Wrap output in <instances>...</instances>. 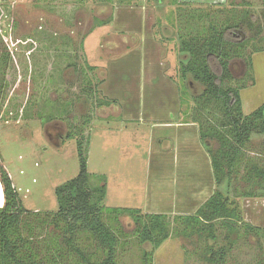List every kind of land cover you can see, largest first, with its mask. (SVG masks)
Returning <instances> with one entry per match:
<instances>
[{
	"label": "rangeland",
	"instance_id": "obj_1",
	"mask_svg": "<svg viewBox=\"0 0 264 264\" xmlns=\"http://www.w3.org/2000/svg\"><path fill=\"white\" fill-rule=\"evenodd\" d=\"M173 1L177 0H167L159 10L157 34L166 38L163 41L166 47L159 50L154 67L155 73H162L178 86L177 115L170 123V118L162 116L165 115L162 108L154 104V95L148 87L147 51L139 49L136 56L121 55L122 46L127 43L107 29H98V25L102 26L100 22L111 15L109 5L95 0H5L11 5V16L8 17L9 27L0 36V54H10L11 61L10 66L0 72L3 163L28 209L42 213L57 211L56 188L79 172L76 139H65L76 124L84 128L85 136H90L91 186L104 183L97 176L102 174L106 178V206L170 215L171 236L156 250L152 264H206L203 257L209 245L216 250L228 247L222 264H264V197L256 201L241 198L244 190L252 188L241 180V175L245 174L243 164L234 184L239 195L236 198L247 208L245 221L260 225L263 230L251 232L245 223H238V233L230 235L232 243L226 239L227 232L220 225L221 221L216 225L218 240L215 242L207 240L205 235L172 234L174 228L181 232L184 225L180 219L173 220L174 216L185 215L183 208H178L182 199L178 194L183 190L184 196L190 193L188 185H191V192L200 190L202 181L210 176L208 147L217 149L219 146L210 138L206 146L200 139L199 146L184 135L190 136L193 132L195 137L200 136V128L220 130L224 122L220 111L196 108V98L204 87L190 76V81L184 79L181 74L180 66L186 56L179 50L178 7L202 16L192 20L197 28L212 19L227 24L238 22L251 37L256 36L259 22H264V0H231L227 5L198 4L186 8L185 5H172ZM251 16H254V27L250 25ZM164 27L170 28L168 33L163 31ZM113 42L119 44L118 55L108 46ZM102 44L106 46L103 48ZM252 44L264 47V41L259 42L254 37L244 49V56L253 49ZM241 57L237 55L233 59L234 80L229 85L239 87L241 82L243 113L249 115L264 104V50L252 53L250 71L244 78L246 60ZM111 66L114 82L118 81L121 88L126 85L113 94L109 90L111 79L105 74ZM106 100L115 102L106 104ZM149 105L155 113H150ZM127 112L132 116L126 115ZM84 116L90 117L89 123L83 122ZM185 143L190 145L189 152L183 148ZM246 152L248 158L260 161L264 156V134H255ZM246 200L258 203L261 213L256 214L257 217L251 207L243 206ZM4 203L0 181V207ZM104 219L122 231L123 245L120 244L117 256L119 264H142L139 240L133 235L135 221L122 216L117 224L107 212ZM42 230V235L54 233L52 226ZM76 239V246L84 249L92 261L104 258L89 235L80 233ZM62 246L68 252L65 264H81L76 251L69 253L70 247L64 241Z\"/></svg>",
	"mask_w": 264,
	"mask_h": 264
},
{
	"label": "trees",
	"instance_id": "obj_2",
	"mask_svg": "<svg viewBox=\"0 0 264 264\" xmlns=\"http://www.w3.org/2000/svg\"><path fill=\"white\" fill-rule=\"evenodd\" d=\"M175 4L183 6L177 1ZM184 5L185 8L189 6ZM178 11L179 49L186 56L181 64V74L184 79L190 76L204 87L196 98V108L220 111L224 122L220 130L217 127L199 130L200 139L205 146L208 138L219 143L217 149L208 147L216 189L193 213L174 216L173 220L178 222L180 219L184 225L181 232L174 228L172 234H182L184 237L205 235L207 240L215 242L218 240L216 225L221 221L220 225L227 232L226 239L232 243L230 235L238 233V223H245L247 230L251 232L263 230L245 221L244 208L236 198L239 195L234 184L241 174L243 164L245 174L241 175V180L252 188L244 190L241 198L264 197V156L260 161L246 156L253 136L264 134V104L245 115L239 88L229 85L233 77L228 60L238 51L235 45L245 43L239 41L237 22L227 24L225 21L212 19L208 24L197 28L192 20L200 19L201 15L187 13L181 7H178ZM10 16L11 5L0 0V23L3 22L0 25V36L9 27ZM10 61V54H0L1 73L10 66ZM94 79L98 80L96 76ZM112 102L106 100L104 103ZM83 120L87 124L90 117L84 116ZM84 131L83 127L75 124L65 136L66 140L76 139L79 172L56 188L58 209L55 212L42 213L24 205L0 153V181L5 196V203L0 207V264H65L68 252L62 246L63 241L70 247L69 253L71 250L77 252L82 260L81 264H119L117 256L120 244L123 245L120 237L122 231L105 221V212L117 224L122 216H129L135 221L136 230L133 235L139 240L142 264H152L156 250L171 236V217L164 212H143L138 208L105 205V176H97L103 184H90V136H85ZM221 186L224 189H219ZM46 226H52L54 233L42 235V229ZM80 233H86L95 240L98 250L103 252L102 260L92 261L84 249L76 246V238ZM149 245L150 249H147ZM227 248L216 250L213 245H209L203 257L205 263L222 264L228 253Z\"/></svg>",
	"mask_w": 264,
	"mask_h": 264
},
{
	"label": "crops",
	"instance_id": "obj_3",
	"mask_svg": "<svg viewBox=\"0 0 264 264\" xmlns=\"http://www.w3.org/2000/svg\"><path fill=\"white\" fill-rule=\"evenodd\" d=\"M95 1H101V4H104L105 6L109 5L111 9V15L108 20L101 21L100 25H98V29H107L110 31V33L113 36H117L118 39L125 42L126 45L122 46V49L120 52L121 55L123 54H135L137 50L144 49V52H146V55L149 56L148 61V68L149 73L147 74V78L149 80V89L152 91L151 94L154 95V104H156L158 107H161L164 114L162 116H167V118H170V123L174 122V118H176V110H178V86L173 85L170 80L163 77L162 73H155L154 67L157 64L156 57L159 55L161 49L165 48L166 44L163 42L166 40L164 36L161 35L158 36L157 28L159 27V10L164 6L165 2L167 0H95ZM172 1V0H171ZM180 4H186V5H198V4H207V5H218L223 4L225 0H177ZM172 5H178L175 4V1L171 3ZM169 27H164L163 31L167 32L169 31ZM168 33V32H167ZM130 40L133 42L131 43ZM129 42V43H128ZM115 43V44H114ZM131 43V44H130ZM106 45L102 44L101 47H105ZM108 46H110V49L114 50L112 53L117 52L116 55H118L120 52L116 51L119 50V44L117 42L109 43ZM160 50V51H159ZM115 55V56H116ZM111 57L112 59L115 57ZM136 56V55H134ZM110 58V59H111ZM109 59V60H110ZM113 66H115L114 62L112 63ZM113 66H111V70L109 72L105 71L106 76L108 79H111L109 90L111 94L113 92H120V89L125 87L124 84L121 88L118 81L114 82V79L112 78L113 73ZM116 71V68L114 72ZM112 72V73H111ZM165 78V79H163ZM172 79V77H169ZM106 80V79H105ZM106 83V82H105ZM115 100V98L113 99ZM132 105V102H130V106ZM149 105V111L152 113L155 109H152ZM175 112V113H174ZM126 114V113H125ZM176 114V115H175ZM126 115L132 116L131 112H127ZM136 117V114H134ZM161 116V119H164ZM166 118V119H167ZM167 122V121H165ZM193 133V132H192ZM190 133L189 135H184L185 139H189L190 142H197L199 145L200 136L197 134L196 137L194 134ZM184 139V141H185ZM200 146V145H199ZM185 152L188 148H190V145L188 143H185L183 146ZM202 149V148H201ZM185 156H189V154L185 153ZM208 174L210 176H207V179L205 181H202L200 190L196 191H190L191 185H188L190 193L186 192V195L184 196V190L182 194H178L179 197H182L180 200V203L178 205V208L182 207L184 211H182L184 214L193 213L197 207L202 204L216 189L215 184V178L214 173L212 169L211 162L209 163V170ZM257 198H253V200L256 201ZM251 201H244V204L248 207H251L252 212L254 213V216L256 214L261 213L259 207H257L258 203ZM201 201V202H200ZM247 202V204H246ZM184 203V204H183ZM250 204V205H249ZM254 207V208H252ZM246 207L244 206V211L246 212ZM250 211V208H249ZM158 212V211H156ZM181 212V213H182ZM180 213V214H181ZM262 217V215H260ZM264 216V215H263ZM259 217V216H258ZM262 221H264L262 217ZM255 226H258L256 224H253ZM260 227V225L258 226Z\"/></svg>",
	"mask_w": 264,
	"mask_h": 264
},
{
	"label": "flooded vegetation",
	"instance_id": "obj_4",
	"mask_svg": "<svg viewBox=\"0 0 264 264\" xmlns=\"http://www.w3.org/2000/svg\"><path fill=\"white\" fill-rule=\"evenodd\" d=\"M229 2H231V0H225V2L223 3V4H218V5H227ZM213 6V5H212ZM215 6V5H214ZM248 11H246V13H245V15H248ZM264 18V17H263ZM252 21V22H251ZM254 16H251L250 17V25H251V27H254L255 26V24H254ZM236 24H238V22L236 23ZM239 25V24H238ZM236 31H238V35H239V37H240V39H239V41H240V43H241V41L243 42V41H245V43L244 44H241V45H235V47H236V49L238 50L237 52H234L231 56H230V58H229V60H228V66H229V70H230V72H231V74H232V77H233V79L232 80H234V69H233V59H234V57L235 56H237V55H240V56H242L241 58L243 59V60H246V71H244L245 73H244V75H243V77L242 78H244L246 75H247V73L250 71V67H251V56H252V53L253 52H255V51H258V50H264V47L263 46H259V45H257V44H252V46H253V49L252 50H250V53H246L247 54V56H244L243 55V51H244V49L248 46V43H249V41H252V40H254V37L259 41V42H262V41H264V22H259V24L257 25V32H256V36H251V37H248L246 34H245V32H247L246 30H244V29H242L241 28V26L239 25V27H238V29L236 30ZM235 35H237V34H235ZM257 35H259V37L257 36ZM238 41V42H239ZM180 50V49H179ZM181 52V51H180ZM180 70H181V66H180ZM173 76V75H172ZM242 78L240 79V80H242ZM190 79L191 78H189L188 77V80L190 81ZM233 87H235V86H233ZM236 88H239V90L241 89V82H240V86L239 87H236ZM115 102V101H114ZM113 102V103H114Z\"/></svg>",
	"mask_w": 264,
	"mask_h": 264
}]
</instances>
